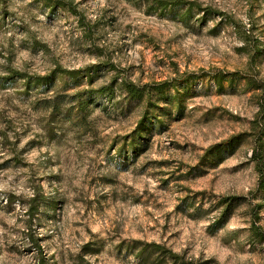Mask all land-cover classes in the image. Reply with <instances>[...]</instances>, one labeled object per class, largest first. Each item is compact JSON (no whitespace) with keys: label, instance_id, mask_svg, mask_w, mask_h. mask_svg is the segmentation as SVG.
<instances>
[{"label":"rangeland","instance_id":"374dc122","mask_svg":"<svg viewBox=\"0 0 264 264\" xmlns=\"http://www.w3.org/2000/svg\"><path fill=\"white\" fill-rule=\"evenodd\" d=\"M70 1L83 22L42 0L0 1V264H136V241L194 264H264V240L251 230L259 215L264 232L251 157L260 106L247 84L264 83V0H188L191 11ZM56 65L90 69L93 81L59 74L47 89H27L19 75ZM116 76L169 82L153 94L159 118L135 152L146 101L117 89L76 104L78 91ZM233 137L221 160L207 156ZM223 197L236 198L228 206Z\"/></svg>","mask_w":264,"mask_h":264},{"label":"trees","instance_id":"16d2710c","mask_svg":"<svg viewBox=\"0 0 264 264\" xmlns=\"http://www.w3.org/2000/svg\"><path fill=\"white\" fill-rule=\"evenodd\" d=\"M3 2L4 0H0ZM48 7H50V10L55 11L57 8H63L68 11H70L72 14L77 15L79 20H84V17L80 13V11L77 9L76 5L70 1V0H42ZM148 4L154 9H158L160 11H165L168 8H174V7H182L186 8V10L191 11L195 3L188 1V0H146ZM199 10L207 11L210 13L211 10L208 8H202L198 5ZM90 69H87L85 71V74H82L81 70L76 69H68L64 68L61 65H56V67L49 73L45 75H33L28 76L24 73H19L20 77L26 82L27 89L31 88L33 85L42 87L44 89L49 88L52 83L54 82L57 75L62 76H68L72 80H77L78 78L86 77L89 80V83L93 81V76L90 74ZM218 79V85L220 88L222 87V81L219 76H223L220 74L215 75ZM248 77L247 84L250 85V87L254 88L255 90H258L257 96H258V102L260 106V110L258 111V114L256 118L252 122V130L254 131V135L256 134V139L258 140V145L254 147L252 150V159L255 160V169L259 174V187L264 188V144L262 143L260 139V133L262 131L261 125L264 123V83L258 82L257 80ZM188 79L193 78L191 76L187 77ZM167 81L160 82L158 84L153 85L150 87L148 84L139 85L136 82L127 79L122 78L120 81L118 80L117 76L116 78L109 84L100 86L97 89L90 88H83V90L78 91V94L76 96L77 98V106L78 109L82 110L85 109L86 105V96L89 98H93V95H102V96H108L110 99L113 98V95L116 93V90L118 89L123 96H125L126 100L131 101H146L147 106L146 109L143 112L142 118L138 121V124L136 128L133 131L132 139L130 141V148L133 152H135L139 145L135 143V140L137 138L143 137V131L146 126V123H148L152 118H156L155 120H158L159 116L155 115L154 113H150L151 108H155V104L152 102L153 94L157 92H162L164 89L168 86ZM150 87V88H149ZM80 93V94H79ZM239 137H233L226 143H219L212 145L207 150V156L214 155L217 158L222 157L223 148L230 149L231 146H233V143L235 140H238ZM260 143V144H259ZM236 197H223L222 202H226L229 206V204H233V200ZM34 209L32 206L30 207V211ZM35 213L34 211H31L30 214L33 215ZM251 230L258 240L263 241L264 240V232L262 230L261 225L259 224V215H255L254 219L251 223ZM135 248H137V251L135 253L136 257L138 258V261L136 264H194V261L192 259H186L181 254H178L171 250L170 248L166 247L164 244L158 243V242H143V241H136L133 243ZM39 251H41L40 245H38Z\"/></svg>","mask_w":264,"mask_h":264}]
</instances>
